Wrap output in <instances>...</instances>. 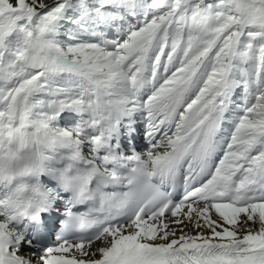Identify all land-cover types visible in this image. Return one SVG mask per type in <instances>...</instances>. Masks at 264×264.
<instances>
[{
  "label": "snow or ice",
  "instance_id": "6c2138e0",
  "mask_svg": "<svg viewBox=\"0 0 264 264\" xmlns=\"http://www.w3.org/2000/svg\"><path fill=\"white\" fill-rule=\"evenodd\" d=\"M0 264H264V0H0Z\"/></svg>",
  "mask_w": 264,
  "mask_h": 264
}]
</instances>
